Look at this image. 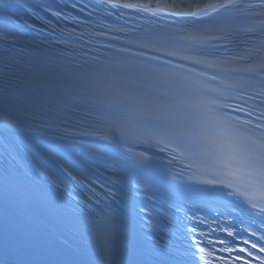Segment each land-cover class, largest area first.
<instances>
[{
    "label": "snow or ice",
    "instance_id": "snow-or-ice-1",
    "mask_svg": "<svg viewBox=\"0 0 264 264\" xmlns=\"http://www.w3.org/2000/svg\"><path fill=\"white\" fill-rule=\"evenodd\" d=\"M12 9L0 0V264H264V223L251 232L259 244L242 240L235 223L189 216L178 190L171 208L216 224L210 233L226 238L208 244L246 257H216L202 241L148 251L138 228L156 230L149 203L167 181L154 147L179 154L165 165L173 180L190 170L189 180L224 186L264 220V0H97L98 20L149 19L119 48L120 36L96 46L84 37L104 31L75 28L78 45L22 41L12 26L27 22ZM77 137L94 142L79 151L56 142ZM181 156L187 169L168 167Z\"/></svg>",
    "mask_w": 264,
    "mask_h": 264
},
{
    "label": "bare ground",
    "instance_id": "bare-ground-1",
    "mask_svg": "<svg viewBox=\"0 0 264 264\" xmlns=\"http://www.w3.org/2000/svg\"><path fill=\"white\" fill-rule=\"evenodd\" d=\"M45 139H53V138H45ZM57 143L61 144V145H66V142H64L63 140L60 141H56ZM67 146V145H66ZM76 151V150H75Z\"/></svg>",
    "mask_w": 264,
    "mask_h": 264
}]
</instances>
